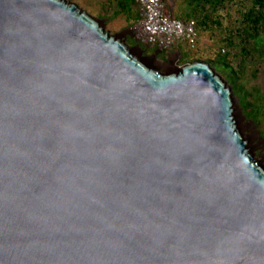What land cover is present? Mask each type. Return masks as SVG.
Masks as SVG:
<instances>
[{
	"label": "water",
	"instance_id": "obj_1",
	"mask_svg": "<svg viewBox=\"0 0 264 264\" xmlns=\"http://www.w3.org/2000/svg\"><path fill=\"white\" fill-rule=\"evenodd\" d=\"M0 264H264L233 88L66 0H0Z\"/></svg>",
	"mask_w": 264,
	"mask_h": 264
},
{
	"label": "trees",
	"instance_id": "obj_2",
	"mask_svg": "<svg viewBox=\"0 0 264 264\" xmlns=\"http://www.w3.org/2000/svg\"><path fill=\"white\" fill-rule=\"evenodd\" d=\"M116 7L115 17H123L133 25L140 19L136 0H117ZM175 15L186 23L195 21L199 35L195 46L182 43L184 48L179 46L181 53L199 50L201 38L208 37L213 45L221 41L223 44L218 51H208L214 60L210 58L204 62L229 83L240 105L247 106L245 115L249 119H261L263 107L260 104L264 101L258 104L255 96L259 92L264 98L263 90L256 88L258 92L255 93L247 84L264 76V0H184ZM142 49L147 55L146 49ZM187 55L182 63L195 62L190 54ZM257 126L261 132L263 118Z\"/></svg>",
	"mask_w": 264,
	"mask_h": 264
},
{
	"label": "rangeland",
	"instance_id": "obj_3",
	"mask_svg": "<svg viewBox=\"0 0 264 264\" xmlns=\"http://www.w3.org/2000/svg\"><path fill=\"white\" fill-rule=\"evenodd\" d=\"M70 3L76 4L79 8L83 11L87 12L88 14L95 17L98 21H100L101 25L105 27L107 31H109L112 35L119 36L122 40L126 41L133 50L135 55L140 56L141 58L145 59L151 66L161 70L164 73H169L178 70V60H180V66L185 65L182 63V58L180 59L179 56L175 58L167 57L165 54L158 53L155 49H149L147 51V55L143 53V49L139 44L136 42L135 37L133 35L131 22H128L123 17H115V12L117 11V0H66ZM171 4V9L175 14V11L179 8L180 5L183 4L184 0H169ZM177 13V12H176ZM179 13V11H178ZM176 16V15H175ZM137 43V44H136ZM222 42L218 41L213 45V42L207 38H201V43L199 50L187 52L183 50V59H186L190 54L191 59L193 61L201 60L205 61L206 59L214 60L213 54H209V49L214 51H218L222 46ZM181 48H184V45H180ZM209 51V52H208ZM176 52H170V55H174ZM190 58V57H189ZM188 64V63H187ZM248 89H253L256 91V88L263 90L264 95V76H262L257 81H252L247 84ZM258 90L255 92L257 93ZM255 99L258 101V104L261 101H264V98L258 94L255 96ZM260 101V102H259ZM262 105V106H261ZM234 106H235V116L236 121L238 123L239 128L241 129L244 136L249 141V148L255 155V157L261 162L264 166V128L259 132L258 124L262 121L264 123V103L260 104V107H263V115L262 118L259 120L249 119L245 115L246 105L243 107L240 105L239 98L234 94Z\"/></svg>",
	"mask_w": 264,
	"mask_h": 264
},
{
	"label": "built area",
	"instance_id": "obj_4",
	"mask_svg": "<svg viewBox=\"0 0 264 264\" xmlns=\"http://www.w3.org/2000/svg\"><path fill=\"white\" fill-rule=\"evenodd\" d=\"M140 19L132 26L133 35L139 46L146 50L155 49L170 58L181 57L180 44L195 46L199 41L195 21L183 22L171 9L169 0H136ZM175 51L174 55H170Z\"/></svg>",
	"mask_w": 264,
	"mask_h": 264
},
{
	"label": "flooded vegetation",
	"instance_id": "obj_5",
	"mask_svg": "<svg viewBox=\"0 0 264 264\" xmlns=\"http://www.w3.org/2000/svg\"><path fill=\"white\" fill-rule=\"evenodd\" d=\"M146 51H148V50H146ZM172 52V51H171ZM160 54H162V53H160ZM164 55L166 54V52H164L163 53ZM167 55V54H166ZM167 57H168V55H167ZM182 58V61H183V56H182V53H181V57H180V59ZM177 66L179 67L180 65L179 64H181V62H180V60H178V62H177Z\"/></svg>",
	"mask_w": 264,
	"mask_h": 264
},
{
	"label": "crops",
	"instance_id": "obj_6",
	"mask_svg": "<svg viewBox=\"0 0 264 264\" xmlns=\"http://www.w3.org/2000/svg\"><path fill=\"white\" fill-rule=\"evenodd\" d=\"M177 51H180L179 49H177Z\"/></svg>",
	"mask_w": 264,
	"mask_h": 264
}]
</instances>
